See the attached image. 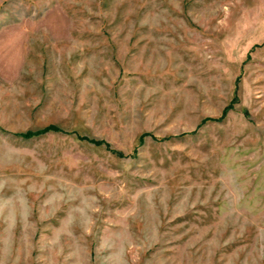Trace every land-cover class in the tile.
<instances>
[{"label": "rangeland", "instance_id": "374dc122", "mask_svg": "<svg viewBox=\"0 0 264 264\" xmlns=\"http://www.w3.org/2000/svg\"><path fill=\"white\" fill-rule=\"evenodd\" d=\"M0 264H264V0H0Z\"/></svg>", "mask_w": 264, "mask_h": 264}]
</instances>
